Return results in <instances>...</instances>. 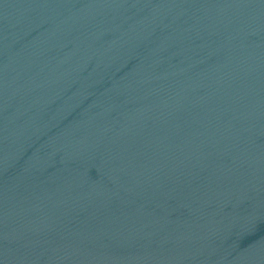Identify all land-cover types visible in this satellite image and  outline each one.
Listing matches in <instances>:
<instances>
[{
	"label": "water",
	"instance_id": "water-1",
	"mask_svg": "<svg viewBox=\"0 0 264 264\" xmlns=\"http://www.w3.org/2000/svg\"><path fill=\"white\" fill-rule=\"evenodd\" d=\"M0 264H264V0H0Z\"/></svg>",
	"mask_w": 264,
	"mask_h": 264
}]
</instances>
